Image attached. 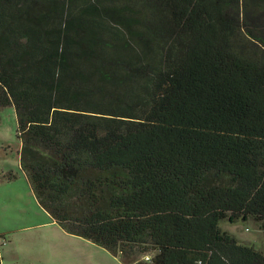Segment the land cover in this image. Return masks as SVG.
<instances>
[{
    "label": "trees",
    "instance_id": "1",
    "mask_svg": "<svg viewBox=\"0 0 264 264\" xmlns=\"http://www.w3.org/2000/svg\"><path fill=\"white\" fill-rule=\"evenodd\" d=\"M7 106L64 232L125 264H264L219 226L264 234V0H0Z\"/></svg>",
    "mask_w": 264,
    "mask_h": 264
},
{
    "label": "rangeland",
    "instance_id": "2",
    "mask_svg": "<svg viewBox=\"0 0 264 264\" xmlns=\"http://www.w3.org/2000/svg\"><path fill=\"white\" fill-rule=\"evenodd\" d=\"M12 107L0 108V176L17 172L12 181H0V264H125L119 255L84 238L64 232L38 205L18 169L19 140ZM239 243L264 250V234L251 219L219 222Z\"/></svg>",
    "mask_w": 264,
    "mask_h": 264
}]
</instances>
